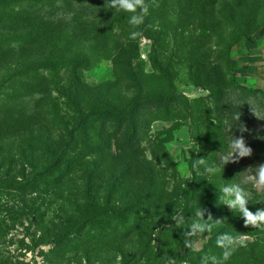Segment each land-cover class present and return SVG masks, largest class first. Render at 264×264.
<instances>
[{"label": "rangeland", "instance_id": "rangeland-1", "mask_svg": "<svg viewBox=\"0 0 264 264\" xmlns=\"http://www.w3.org/2000/svg\"><path fill=\"white\" fill-rule=\"evenodd\" d=\"M0 2L15 12L25 6L20 18L29 39L25 49L38 40L44 53L54 48L55 54L88 61L77 69L57 64L45 85L29 89L16 83L14 95L39 97L42 91L41 108L54 113L56 104L55 112L64 117L77 115V106L97 114L138 107L133 125L120 126L103 115L106 124L89 128L90 160L101 162V179L93 175L87 182L73 173L71 180L64 178L57 186L28 195L26 203L13 195L0 196L5 231L0 264H213L212 257L222 251L216 245L221 233L246 237L226 264H264V227H246L242 215L223 202L230 196L224 189L239 187L250 195V211L264 209V188L256 185L258 166L264 164V96L244 88L241 78L248 42L264 38V0H156L159 6L150 7L139 29L128 23L130 13L107 8V0ZM2 9L0 17L8 11ZM156 21L158 29L148 27ZM136 30L143 36L133 41L131 54L124 42ZM11 32L0 28L2 35ZM219 90L225 92L224 102L233 114L230 124L235 126L222 116L223 131L218 127L219 132L203 142L195 130L191 136L195 124L188 118L190 105L209 97L206 102L212 106L218 93L211 91ZM172 97H181L182 105L169 103ZM233 107H240L238 121ZM215 118L207 116L210 123L200 129L219 126ZM45 128L61 139L55 125L51 131ZM241 136L252 154L234 157L230 144ZM32 138L36 136L26 130L5 145L13 156L4 169L9 179L24 167L27 179L31 176L33 167L24 157ZM101 145L103 149L96 150ZM55 187L59 190L53 192ZM30 202L39 212L22 216ZM200 209L204 221L211 216L213 230L186 235L200 221ZM217 220L222 223L216 225ZM73 228L78 236L72 244L62 242L59 253L51 252L54 239Z\"/></svg>", "mask_w": 264, "mask_h": 264}, {"label": "trees", "instance_id": "trees-1", "mask_svg": "<svg viewBox=\"0 0 264 264\" xmlns=\"http://www.w3.org/2000/svg\"><path fill=\"white\" fill-rule=\"evenodd\" d=\"M2 12H5L4 17H0V28L1 29H12L11 34L2 35L0 33V196H14L20 203H26L27 196L33 193H41L44 186L59 185L62 179L71 180L70 175L78 173L85 179L88 180L95 175L97 179H101L104 176L103 167L101 168L99 161L95 164L90 160L93 151L89 137V128H93L97 124L104 125L103 115L117 125L123 126L125 123H131L137 115V105H131L132 107L128 110H115L110 109L101 111L102 113H92L89 110L83 109V107L77 106V115L73 117H64L61 114L55 112L57 105L52 104L54 113L41 108L44 101L42 97V91H38L39 97H24L23 94H16L15 84L19 86L26 85L29 89H38L40 85L48 82V72H53L57 64L67 63L71 65L72 69H77L78 66L88 62L84 58H72L69 56L63 57L64 53L55 54L54 48L44 53L41 51L42 44L38 40H32V45L25 49L29 43L28 37L22 32L23 23L20 22L22 10L25 6L21 5L20 11L15 12L9 4L0 2V8ZM2 18V19H1ZM21 32H18V30ZM119 39L118 36H115ZM29 40V39H28ZM31 41V40H30ZM133 39L127 37L124 45L131 54L133 52ZM105 43V42H104ZM25 51V52H24ZM60 55V56H57ZM129 61V58H128ZM68 70V69H67ZM12 83V84H11ZM240 84V83H239ZM231 84L224 87V90ZM237 86H241L242 84ZM244 88H250L245 84L242 85ZM24 87V86H23ZM253 88V87H252ZM219 90L211 91L214 97L212 106L209 105V97L194 100L190 105V122L195 126L191 136L197 133L199 138L203 142L209 140V138L216 135L217 130L223 131L224 118L229 126H235L233 123L230 124V120L233 118V114L230 115L231 108L224 102L225 92ZM253 90L260 92L264 96V92L253 88ZM29 93L27 96H32ZM181 97H172L169 103L182 105ZM233 112L236 114L240 113V107H233ZM171 112V111H170ZM53 113V114H52ZM52 114V115H51ZM210 114L216 115V123L211 124L208 130H201L202 126L205 127L209 122L207 116ZM224 118H223V117ZM229 116V117H227ZM102 122V123H101ZM56 126V130L62 132L61 139H57L56 135L53 137L50 132L46 131L47 126L51 131L52 126ZM228 126V127H229ZM201 128V129H200ZM26 130H31L32 135L36 138H32V144L30 145V153L24 157V161L28 167H33L30 172L31 176L27 179L24 174V169L16 170L15 178H21L17 180L10 178L8 173L4 172L6 162L12 163L13 156L11 155V149H5L7 142ZM201 130L202 132H200ZM63 135V136H62ZM130 143H132V136L129 137ZM102 145L96 147V150H102ZM131 151L133 148H130ZM41 161L39 167L34 166L35 161ZM25 166V165H24ZM15 170V169H12ZM12 172V171H11ZM19 176V177H18ZM41 178V179H39ZM60 182V183H59ZM69 182H67V185ZM59 188L55 187L53 192L58 191ZM87 191V190H86ZM18 211V210H16ZM39 212V206L35 205V202H30L22 208V216L25 214H36ZM21 216V217H22ZM35 217V215H34ZM87 218L83 217V233L86 225ZM38 224L42 223V219L37 220ZM81 222V221H80ZM81 227V226H80ZM77 233V232H76ZM74 232V228L70 229L67 235L57 236L53 243L54 248L51 252L59 253L62 250V242L65 246H70L75 236H78ZM5 236L4 224L0 220V238ZM83 236L79 234V237Z\"/></svg>", "mask_w": 264, "mask_h": 264}, {"label": "clouds", "instance_id": "clouds-1", "mask_svg": "<svg viewBox=\"0 0 264 264\" xmlns=\"http://www.w3.org/2000/svg\"><path fill=\"white\" fill-rule=\"evenodd\" d=\"M107 8L115 9L118 11H124L130 13L128 23L134 28L139 29L142 25L145 24L146 17L149 15L150 7H158L156 0H107ZM159 21H156L154 24H149V28L158 29ZM143 36V32L136 30L130 33V39L136 40ZM254 114L255 110L253 109ZM235 120L240 119V113L236 114L234 117ZM246 128L242 127L241 131H245ZM231 150L234 157H245L252 154V149L246 146V142L241 136L240 138H235L230 144ZM227 162V160H225ZM201 163L203 161L201 160ZM256 185L260 188H264V164L258 166ZM225 192H229L230 196L226 198L223 202L228 206V208L236 212L238 211L243 219L245 226H252L254 228L264 227V209L257 210L255 213L250 211L247 207L250 195L242 188L234 187L232 189H224ZM196 216L200 218V221L194 222L191 225L190 233L186 235H196L203 234L205 232H211L213 230L212 224L208 221L211 220L209 215L208 221H204V210H197ZM175 219V216L172 217ZM221 220L215 221L216 225L221 224ZM246 237L241 234L234 236L230 233H221L216 238V245L222 251L219 257L213 256V264H226V262L232 257V255L237 251L239 247L245 245ZM185 245L191 247V244L188 240H185Z\"/></svg>", "mask_w": 264, "mask_h": 264}, {"label": "crops", "instance_id": "crops-1", "mask_svg": "<svg viewBox=\"0 0 264 264\" xmlns=\"http://www.w3.org/2000/svg\"><path fill=\"white\" fill-rule=\"evenodd\" d=\"M247 68L242 83L264 92V38L251 40L247 44Z\"/></svg>", "mask_w": 264, "mask_h": 264}]
</instances>
